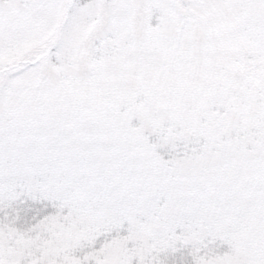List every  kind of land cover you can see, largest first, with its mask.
<instances>
[{
    "label": "snow or ice",
    "instance_id": "snow-or-ice-1",
    "mask_svg": "<svg viewBox=\"0 0 264 264\" xmlns=\"http://www.w3.org/2000/svg\"><path fill=\"white\" fill-rule=\"evenodd\" d=\"M0 264H264V0H0Z\"/></svg>",
    "mask_w": 264,
    "mask_h": 264
}]
</instances>
